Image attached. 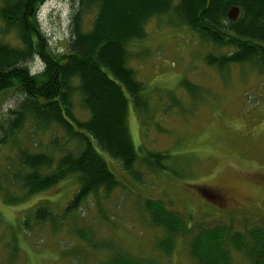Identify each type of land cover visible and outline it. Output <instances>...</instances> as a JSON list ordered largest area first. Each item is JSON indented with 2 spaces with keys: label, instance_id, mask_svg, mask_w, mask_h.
<instances>
[{
  "label": "rangeland",
  "instance_id": "rangeland-1",
  "mask_svg": "<svg viewBox=\"0 0 264 264\" xmlns=\"http://www.w3.org/2000/svg\"><path fill=\"white\" fill-rule=\"evenodd\" d=\"M71 10L72 1H49L40 10L39 21L55 53L65 51ZM93 16V11L84 16L86 29ZM171 19L152 18L146 38L130 45V66L145 86L148 107L140 115L131 104L128 118L140 159L146 152L162 153L169 170L150 171L140 160L139 183L120 162L102 154L121 183L109 196L92 195L64 217L78 189L77 178L71 177L10 205L4 177L17 163V149L29 146L34 153L43 152L53 134L34 137V125L28 123L15 138L19 147L8 146L0 155V264H102L105 253L93 246L104 244L159 264H191L188 239L177 238L170 256L157 254L156 240L163 232L151 226L144 210L148 199L163 201L194 225L233 221L236 230H244L264 222V70L249 63L208 66L205 57L222 50ZM0 44H20L15 31L4 34L1 19ZM20 100L14 91L0 97V125ZM75 113L86 117L79 102ZM44 205L54 214L52 220L39 224L28 219L29 212ZM232 254V264H249Z\"/></svg>",
  "mask_w": 264,
  "mask_h": 264
},
{
  "label": "trees",
  "instance_id": "trees-1",
  "mask_svg": "<svg viewBox=\"0 0 264 264\" xmlns=\"http://www.w3.org/2000/svg\"><path fill=\"white\" fill-rule=\"evenodd\" d=\"M1 1L4 34L15 31L20 44H0V97L14 91L21 100L0 125V155L8 146L19 147L15 138L28 123L34 125V137L53 131L45 151L17 149V163L4 177L10 205L71 177L77 178L78 189L64 217L92 195L109 196L121 183L102 154L120 162L139 183L140 160L150 171L169 170L162 153L146 152L140 159L128 124L131 104L140 115L148 107L145 86L130 66V45L146 38L152 18L169 16L222 50L205 57L208 66L223 69L249 63L264 70V0ZM49 1H72L69 39L61 54L52 50L39 21L40 10ZM92 11V25L86 29L84 16ZM39 64L42 67L36 70ZM78 102L86 114L83 119L75 113ZM144 210L151 226L163 232L156 240L157 254L170 256L177 238H182L188 239L191 264H232L233 252L249 264H264V222L244 230H236L233 221L194 225L192 219L168 210L163 201L151 199L145 201ZM30 216L39 224L54 218L47 205L32 210ZM82 239L90 242L86 235ZM93 248L105 253L102 264H159L135 258L116 244Z\"/></svg>",
  "mask_w": 264,
  "mask_h": 264
}]
</instances>
